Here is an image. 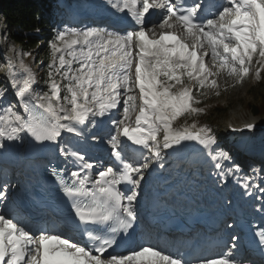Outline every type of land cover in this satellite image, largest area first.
Listing matches in <instances>:
<instances>
[{
  "label": "snow or ice",
  "instance_id": "6c2138e0",
  "mask_svg": "<svg viewBox=\"0 0 264 264\" xmlns=\"http://www.w3.org/2000/svg\"><path fill=\"white\" fill-rule=\"evenodd\" d=\"M178 4L179 0H123L122 7L113 3L130 15L133 31L98 27L58 31L49 44L42 93L34 91L36 76L23 59L15 66L23 78L8 74L14 100H8L9 85L0 86V151L7 149L5 141L23 142L24 135L36 144L58 145L63 133L79 137L104 119L111 120L114 133H90L105 146L110 164L89 162L78 151L61 147L60 154L66 160L70 157L76 170L67 173L70 180L51 170L68 203L65 222L79 230V238L62 231L32 230L0 214V264H189L150 242L131 240L138 216L135 202L153 158L159 161L163 150L182 147L185 141L206 150L216 175L224 180L222 161L232 157L223 150L213 154L217 139L212 128L196 119L183 127L176 122L203 113L205 109L197 107L201 97L208 90L219 95L222 76L232 79L230 87L242 84L250 73L260 79L264 0H227L207 20L199 17L201 3ZM156 10L162 18L149 28L148 16ZM114 110L121 111L119 118L112 117ZM255 127L246 123L232 130L251 132ZM125 185L127 191L122 190ZM242 186L246 191L251 187L248 182ZM260 191L264 193V188ZM6 198L0 190V202ZM259 210L264 211V205ZM255 235L264 251V230ZM230 239L227 253L198 264H245L233 254L239 236L232 233Z\"/></svg>",
  "mask_w": 264,
  "mask_h": 264
},
{
  "label": "rangeland",
  "instance_id": "374dc122",
  "mask_svg": "<svg viewBox=\"0 0 264 264\" xmlns=\"http://www.w3.org/2000/svg\"><path fill=\"white\" fill-rule=\"evenodd\" d=\"M90 3H91V0H88L84 4V6L90 5ZM69 14H70V11H69ZM161 18L162 17L160 18L158 17V19L151 21L149 28H153L154 25L158 24ZM102 28H105V27L103 26ZM65 29L66 28H63L60 31L65 30ZM0 30L2 31L0 35V53L3 52L5 55V56H3L2 54L0 55V81L3 82L4 84L6 83L9 84L8 78L10 77L5 75V71L7 69L5 61H7L8 59L7 57H9V55H12L13 57H17L19 60L23 59L24 62L31 68V70L33 71L37 79L40 73V70H41L40 64L38 62V60L41 59V56H40L41 50L39 48H34L32 52H29L31 53V55H24V52L21 50L18 44L11 42L7 39L5 31L3 29L2 21H0ZM41 38L42 36H40L39 38L40 39L38 43L39 47L43 45ZM12 51L13 53H11ZM206 60L209 66H211V63H212L211 58L208 57L206 58ZM255 66L256 65L254 64L253 73H254ZM18 70H15V72L20 76L19 79H22L24 76V73L21 70L19 71ZM261 76L263 77L262 79H261ZM261 76L259 80L260 82L264 83V71L261 72ZM259 80L254 79L253 74L250 73L249 76L244 80L242 84L236 85L234 87H230L229 85H232L233 81L231 78L225 75L219 79V82L222 85V87L219 89V92H220L219 95L215 94L216 90H208V95L206 97L201 98L202 102L201 104L197 105V107L205 108L206 105H213L214 103H218L226 107V112L224 114H221V115L216 114L215 116L211 118L209 123L204 124V125L211 127L216 139L218 138L220 140L219 143L213 146L214 151H219V150L226 151L231 155V157H232V154H234L233 152L235 148L233 146H228V145L223 146L222 144L223 143L222 140L224 138L222 132H224L223 129L226 123L240 125L245 120H249V119H253L260 123H264V114L263 115L260 114L255 117L252 116L250 112V105H249V103L258 104L259 101L261 100L256 90ZM252 86L255 87V90L253 93H251L249 89ZM34 91L36 93H42V88L35 83ZM261 94H264V90H262ZM10 96L12 95L9 93L8 100H11ZM121 111L115 118H119V116L121 115ZM186 123H191V122L189 119L181 118L180 120L176 122V126L183 127L185 126ZM112 129H113V126L110 122V131H112ZM247 137H250V138L247 140ZM247 142H248V148H251L253 150L256 148L255 151L253 150L250 151L251 152L250 155H252L253 158H258L260 161L264 160V134L263 132L256 133L252 136H246L245 138H241L239 139L238 144L240 146L241 143L244 144ZM104 147L105 146L102 145V148ZM85 148H86L85 145L82 146V150H85ZM214 151H213V154H214ZM207 161L212 162L208 154L204 155L202 159L200 160V162L202 163L201 165L193 161L192 168H187L186 172L192 173L193 168L201 169L204 167L207 169L208 165H205ZM249 161L250 160L248 158L242 159V162L245 165L242 164V167L240 170H241V175L244 178H239V173L234 171L233 169L234 164L232 163V160L222 161L224 165V173L226 174L224 176V179L231 180L235 183V185H237L239 182H247L249 180V178L247 177V174L251 173L250 183H255L258 186V190H260L261 188H264V171H262V169H264V162L259 165V167L257 168V171L252 172L251 168L246 165V163ZM230 169H231V172H229ZM215 172H217L216 169H214V173H210V175L215 176L216 175ZM206 173L207 172H204V174L202 175L205 178H208L209 177L207 175L208 173L207 174ZM195 174L199 177L201 176V174H199L198 172H196Z\"/></svg>",
  "mask_w": 264,
  "mask_h": 264
},
{
  "label": "trees",
  "instance_id": "16d2710c",
  "mask_svg": "<svg viewBox=\"0 0 264 264\" xmlns=\"http://www.w3.org/2000/svg\"><path fill=\"white\" fill-rule=\"evenodd\" d=\"M57 0H0V18L3 20V27L9 41L20 45L25 53L32 52L34 48L41 50V59L38 60L41 66V73L38 83L44 88L46 79L47 64L50 61L51 53L49 44L54 41L60 20L57 18L59 8L55 4ZM43 36V45L38 46L39 37ZM2 86V83H0ZM253 93L255 87H250ZM257 94L261 99L259 103H249L250 112L253 115L264 114V83L258 82ZM261 94V95H260ZM202 98V97H201ZM205 111L196 119L199 124L209 123L216 114H224L226 107L215 104L204 108ZM187 118V117H186Z\"/></svg>",
  "mask_w": 264,
  "mask_h": 264
},
{
  "label": "bare ground",
  "instance_id": "6f19581e",
  "mask_svg": "<svg viewBox=\"0 0 264 264\" xmlns=\"http://www.w3.org/2000/svg\"><path fill=\"white\" fill-rule=\"evenodd\" d=\"M158 17L160 18L161 17V15H160V13L159 14H157L156 16H154L152 19H151V21H153V20H155V19H158ZM151 21H150V23H151ZM149 24V23H148ZM147 24V25H148ZM11 53H13V51L11 52ZM10 53V54H11ZM8 56V55H7ZM8 59H7V64H6V67H7V69H6V71H5V75L6 76H9L8 74L11 72V73H15L16 74V76H17V79H19L20 78V76L15 72V70H18V68L17 67H15L18 63H19V59L17 58V57H13L12 55H9V57H7ZM20 70V69H19ZM18 70V71H19ZM10 79H11V77H10ZM10 83H11V80H10ZM10 83H9V86H10ZM13 91V90H12ZM12 91L10 92V94L12 95ZM263 125V127H264V123L262 124ZM227 128V127H226ZM263 133H264V131H263ZM250 137H247V140L249 139ZM27 141V139L24 137V139H23V141ZM20 142H18V144H19ZM18 144H16V146L18 145ZM13 147H15V146H13ZM245 147H247V145H245ZM103 150H102V153H104L105 151H104V148H102ZM182 173H185L184 171L182 172ZM209 174V173H208ZM173 177H175L174 176V174H173ZM181 177H183L181 174L179 175V176H177V177H175V182H179V181H181ZM196 183H202V185H207L208 184V182L203 178V179H200V180H198V181H196ZM249 184L251 185V187H250V189H249V191L251 190L252 192H254L255 190H257L258 189V186L255 184V183H250L249 182ZM240 185H242V183L240 184ZM250 194H252L251 192H250ZM24 225H26V226H28L27 224H24ZM29 228H31L32 230H35V229H38V227H32V226H28ZM39 229H43V227H39ZM143 242V241H142ZM141 242V243H142ZM162 249V248H161ZM163 250H164V248H163ZM228 250L229 249H225V250H219V251H217L216 253H214V255H213V257H212V259H215V258H218V256L221 254V253H227L228 252ZM165 252H167V251H165ZM176 252L175 251H171V254H175ZM211 259V258H210ZM239 260V259H238ZM191 264H198V262H195V263H191ZM247 264H260L259 262H255V261H252V262H249V263H247Z\"/></svg>",
  "mask_w": 264,
  "mask_h": 264
}]
</instances>
